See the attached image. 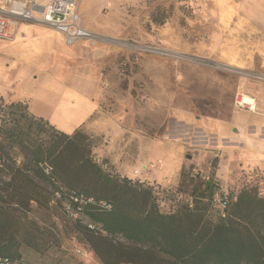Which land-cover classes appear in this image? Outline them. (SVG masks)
<instances>
[{
	"label": "rangeland",
	"instance_id": "obj_1",
	"mask_svg": "<svg viewBox=\"0 0 264 264\" xmlns=\"http://www.w3.org/2000/svg\"><path fill=\"white\" fill-rule=\"evenodd\" d=\"M78 14L89 36L72 44L38 20L0 40V125H11L9 102L59 85L68 91L50 125L88 134L94 161L149 186L161 211L189 204L208 177L219 213L223 192L264 197V0H81ZM246 95L253 110L237 103ZM0 143L3 158L23 162ZM28 215L48 247L23 246L25 258L103 264L79 230L86 217H68L55 200Z\"/></svg>",
	"mask_w": 264,
	"mask_h": 264
},
{
	"label": "trees",
	"instance_id": "obj_2",
	"mask_svg": "<svg viewBox=\"0 0 264 264\" xmlns=\"http://www.w3.org/2000/svg\"><path fill=\"white\" fill-rule=\"evenodd\" d=\"M6 106L11 125L1 120L0 135L8 150L16 147L24 158L19 165L11 156L3 158L0 143V171L10 174L0 180V264H36L22 255V247L41 254L48 246L36 240L28 212L33 203L47 208L54 200L62 210L64 203L80 208L87 224L79 230L103 264H264V197L256 189H242L234 201L221 193L219 213L208 177L189 204L165 213L149 186L111 175L94 161L88 134L57 130L22 100Z\"/></svg>",
	"mask_w": 264,
	"mask_h": 264
},
{
	"label": "built area",
	"instance_id": "obj_3",
	"mask_svg": "<svg viewBox=\"0 0 264 264\" xmlns=\"http://www.w3.org/2000/svg\"><path fill=\"white\" fill-rule=\"evenodd\" d=\"M81 0H0V40H9L13 35L12 28L19 21L29 22L38 20L62 33L64 43L72 44L77 40L89 36L87 29L81 26L80 14H78ZM240 98L239 106L248 107ZM58 197L60 196L56 193ZM71 199L81 204L82 199L70 196ZM66 214L72 218H80V208H71L70 204L64 203ZM91 226V225H90ZM3 263L7 264L6 261ZM12 264H32L26 262H14Z\"/></svg>",
	"mask_w": 264,
	"mask_h": 264
},
{
	"label": "crops",
	"instance_id": "obj_4",
	"mask_svg": "<svg viewBox=\"0 0 264 264\" xmlns=\"http://www.w3.org/2000/svg\"><path fill=\"white\" fill-rule=\"evenodd\" d=\"M67 91L68 90L61 88L59 85H56L55 89H52L51 91L40 87L35 92L26 96L29 111L36 117L41 116L45 119L51 120L56 110L61 106L60 104ZM256 166L264 168V155L263 159L260 160Z\"/></svg>",
	"mask_w": 264,
	"mask_h": 264
},
{
	"label": "bare ground",
	"instance_id": "obj_5",
	"mask_svg": "<svg viewBox=\"0 0 264 264\" xmlns=\"http://www.w3.org/2000/svg\"><path fill=\"white\" fill-rule=\"evenodd\" d=\"M241 99L243 100L242 102H243L244 104H250V105H251V108L254 109V105H253V104H254V100H253V99H251V98H250L249 96H247V95H246V96H243Z\"/></svg>",
	"mask_w": 264,
	"mask_h": 264
}]
</instances>
